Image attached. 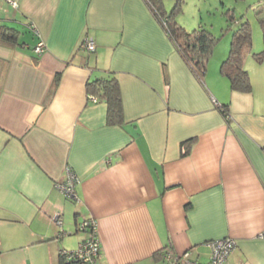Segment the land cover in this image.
I'll return each instance as SVG.
<instances>
[{
  "label": "crops",
  "instance_id": "crops-1",
  "mask_svg": "<svg viewBox=\"0 0 264 264\" xmlns=\"http://www.w3.org/2000/svg\"><path fill=\"white\" fill-rule=\"evenodd\" d=\"M1 24L22 43H0V264H61L89 236L76 234L83 217L100 253L82 264H169L163 250L206 262L226 236L224 264H264V60L245 56L251 90L235 91L218 70L228 48L214 49L200 83L146 0H0ZM108 72L119 124L86 92ZM68 170L75 200L57 187Z\"/></svg>",
  "mask_w": 264,
  "mask_h": 264
},
{
  "label": "trees",
  "instance_id": "trees-1",
  "mask_svg": "<svg viewBox=\"0 0 264 264\" xmlns=\"http://www.w3.org/2000/svg\"><path fill=\"white\" fill-rule=\"evenodd\" d=\"M146 1L149 3L156 19L163 26L172 45L200 83H203L208 62L217 42L224 32H229V46L226 54L219 63V73L227 79L231 90L240 92H249L251 90L250 75L244 67V58L246 55L251 54L257 62L264 60V0H257L254 5L255 15L262 34V47L259 50H254L252 47V33L249 21L235 18L231 10L225 11L227 26L222 28L221 33L216 34L205 26H198L197 28L187 30L177 21L174 14L180 9L181 0H176V3H174L170 10L165 9L162 0ZM19 34V29L14 26L9 24L0 25L1 44L15 45L19 42ZM81 45H83V41ZM59 80L60 72H57L48 88L46 99L52 96ZM86 92L90 97L94 96L96 100H103L106 103V119L108 123L119 124L123 121L120 86L113 72H108L105 76H97L88 80L86 82ZM215 105L225 119L229 121L230 113L228 104L226 102L216 101ZM194 141V136L180 141L181 156L189 153ZM66 198L75 200L71 197ZM78 223H76L77 226ZM160 252L163 257L167 250L159 251V255ZM60 263L64 264L61 253Z\"/></svg>",
  "mask_w": 264,
  "mask_h": 264
},
{
  "label": "built area",
  "instance_id": "built-area-1",
  "mask_svg": "<svg viewBox=\"0 0 264 264\" xmlns=\"http://www.w3.org/2000/svg\"><path fill=\"white\" fill-rule=\"evenodd\" d=\"M10 6L16 7L18 5V0H4ZM45 47V43L42 39H39L33 46V50L36 53H41ZM83 47L87 51H93L95 48V43L91 37H85L83 40ZM92 100H96L94 96L90 97ZM75 174L68 170L67 177L62 183H58V189L66 197L76 198L75 184H76ZM56 224L61 225V220L58 215L54 216ZM78 228L89 231V236L77 245L76 249L73 250H61L62 258L64 264H82V263H92L94 262L100 253V243L98 236L94 230V220L89 217H83L78 223ZM61 229V228H60ZM61 231V230H60ZM259 235L264 237V231L259 232ZM211 252L209 259L206 262H198L196 259H192L188 251H184L180 254H174L167 251L163 258L169 264H224V261L229 254V252L235 247V241L233 238L228 236L214 239L210 241Z\"/></svg>",
  "mask_w": 264,
  "mask_h": 264
},
{
  "label": "rangeland",
  "instance_id": "rangeland-1",
  "mask_svg": "<svg viewBox=\"0 0 264 264\" xmlns=\"http://www.w3.org/2000/svg\"><path fill=\"white\" fill-rule=\"evenodd\" d=\"M163 2L165 8L170 10L176 0H163ZM256 2L257 0H181L180 9L175 12L174 16L187 30L205 26L219 34L222 28L227 26L225 11L231 10L235 18L249 21L252 47L254 50H259L262 47V34L254 11ZM229 35V32H224L220 37L215 46V49H218L217 52H222L228 48ZM75 229H77L76 234L79 233L84 236L88 234L86 230L78 228L77 225ZM76 248L77 246L73 247V249Z\"/></svg>",
  "mask_w": 264,
  "mask_h": 264
}]
</instances>
